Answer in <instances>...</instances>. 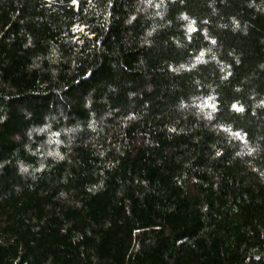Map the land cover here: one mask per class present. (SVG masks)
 Segmentation results:
<instances>
[{
    "label": "trees",
    "instance_id": "obj_1",
    "mask_svg": "<svg viewBox=\"0 0 264 264\" xmlns=\"http://www.w3.org/2000/svg\"><path fill=\"white\" fill-rule=\"evenodd\" d=\"M0 264H264V0H0Z\"/></svg>",
    "mask_w": 264,
    "mask_h": 264
},
{
    "label": "snow or ice",
    "instance_id": "obj_2",
    "mask_svg": "<svg viewBox=\"0 0 264 264\" xmlns=\"http://www.w3.org/2000/svg\"><path fill=\"white\" fill-rule=\"evenodd\" d=\"M73 2L75 3L76 2V0H73ZM202 55V54H201ZM239 110V109H238Z\"/></svg>",
    "mask_w": 264,
    "mask_h": 264
},
{
    "label": "clouds",
    "instance_id": "obj_3",
    "mask_svg": "<svg viewBox=\"0 0 264 264\" xmlns=\"http://www.w3.org/2000/svg\"><path fill=\"white\" fill-rule=\"evenodd\" d=\"M194 30V29H193Z\"/></svg>",
    "mask_w": 264,
    "mask_h": 264
}]
</instances>
